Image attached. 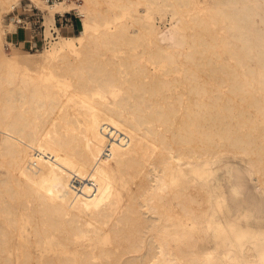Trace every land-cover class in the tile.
<instances>
[{
  "label": "bare ground",
  "instance_id": "1",
  "mask_svg": "<svg viewBox=\"0 0 264 264\" xmlns=\"http://www.w3.org/2000/svg\"><path fill=\"white\" fill-rule=\"evenodd\" d=\"M21 1L0 0V264H264V0H28L82 17L43 80L4 46Z\"/></svg>",
  "mask_w": 264,
  "mask_h": 264
},
{
  "label": "rangeland",
  "instance_id": "2",
  "mask_svg": "<svg viewBox=\"0 0 264 264\" xmlns=\"http://www.w3.org/2000/svg\"><path fill=\"white\" fill-rule=\"evenodd\" d=\"M26 2L31 3L28 0H22L20 3ZM32 4V3H31ZM18 5V4H16ZM33 5V4H32ZM72 8V7H71ZM69 7V10H71ZM10 11V10H9ZM42 13L45 17L44 27H45V38L46 41L43 40V37L36 39L34 42L30 41H21L20 44L17 46H14L12 43H10L9 40V34H12L14 31H16V26L10 21L7 22L6 16L9 12H6L4 14V46L7 50V54H11V52L17 53L20 58H31L28 62H25L24 69L29 72L32 76L35 77L37 80H43L46 79L45 74L47 73L46 70L42 68V64L44 61V58L42 56V53L44 50H51L55 46H58L63 39H70L71 37L78 36L81 32L82 22L80 21L79 24H74V26H67L65 23L63 25L59 24V21H57V28H56V18L54 16L53 21H50V17L48 15V12L41 8ZM67 11V10H66ZM48 18V19H47ZM170 20V17H168ZM157 25L160 28H164L165 26H169V23H165L161 21V19L158 20ZM42 33L44 31V28L40 30ZM53 32H56L53 34ZM25 34L24 32H20L19 35H16L14 39L24 38ZM76 45L79 47V44L76 43ZM8 47V48H7ZM28 60V59H27ZM227 181L232 179V176L230 173H226ZM228 206H231V203L228 202ZM229 214H232V211H229ZM244 225H250L251 228H253L254 232L259 230V227L263 225L261 220L257 219H250V220H244ZM260 246L262 244L260 243Z\"/></svg>",
  "mask_w": 264,
  "mask_h": 264
},
{
  "label": "built area",
  "instance_id": "3",
  "mask_svg": "<svg viewBox=\"0 0 264 264\" xmlns=\"http://www.w3.org/2000/svg\"><path fill=\"white\" fill-rule=\"evenodd\" d=\"M62 1L64 0H41V2L47 6H54L55 4ZM81 19V15L76 11L63 15L58 14L56 16V28L57 21H59L60 25L65 23L67 26H74V24L78 25ZM6 20L7 22L11 21L16 26V31H14L12 34H9L8 37L15 35V33L20 30L24 32L25 38L31 43L41 37H43V40L46 41L44 27L45 17L41 11V8H37L31 3L22 2L20 5L14 6L11 9V11L6 16ZM42 28H44L43 33L40 31ZM55 33L56 32H54V34ZM10 43H12L14 46L19 44L13 43L11 41Z\"/></svg>",
  "mask_w": 264,
  "mask_h": 264
},
{
  "label": "crops",
  "instance_id": "4",
  "mask_svg": "<svg viewBox=\"0 0 264 264\" xmlns=\"http://www.w3.org/2000/svg\"><path fill=\"white\" fill-rule=\"evenodd\" d=\"M20 32H22V31L18 30V31L15 33V35L9 37V40H10L11 42H13V43H19V44H20L21 41H28V39H26L25 37H24L23 39H22V38L14 39V37H15L16 35H19Z\"/></svg>",
  "mask_w": 264,
  "mask_h": 264
}]
</instances>
